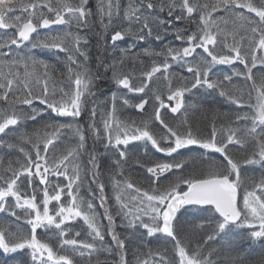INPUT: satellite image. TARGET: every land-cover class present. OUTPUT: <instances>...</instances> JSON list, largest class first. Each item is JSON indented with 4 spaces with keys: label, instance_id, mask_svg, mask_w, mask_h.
<instances>
[{
    "label": "snow or ice",
    "instance_id": "6c2138e0",
    "mask_svg": "<svg viewBox=\"0 0 264 264\" xmlns=\"http://www.w3.org/2000/svg\"><path fill=\"white\" fill-rule=\"evenodd\" d=\"M97 23L107 53V60L98 57V68L110 72L116 86L102 103L95 84L101 74L90 71L89 40L81 34ZM181 23L185 27L177 26ZM53 25L63 27L53 31ZM40 29L49 31L41 35ZM0 30V148L18 151L23 161H10L0 171V214L28 226L22 230L11 221L0 222V250H26L31 264H100L102 256L107 264L114 256L105 244L108 236L118 250L112 264H129L128 245L134 239L146 247L152 238L164 237L171 249H135L134 264H214L211 256L220 253L213 249L206 254L204 246L225 240L232 250L226 238L233 228L248 229L253 242L264 241V0H98L95 10L90 0H0ZM169 36L179 45L165 43ZM126 37L133 43L118 48L117 42ZM152 40L161 44L159 50L151 46ZM145 44L141 53L133 52ZM36 49L64 53L66 72L34 55ZM142 56L151 60L150 68ZM137 60L142 66L138 77ZM237 64L242 69L213 76L217 66ZM174 67L187 75H177ZM157 74H162L164 90ZM202 90L217 93L236 108L232 118L229 113L217 115L210 132L194 129L189 118L198 105L188 97ZM129 94H136L138 102ZM126 107L140 113L138 122L118 112ZM45 111L73 121L46 122L42 134L29 133L27 123L43 119ZM84 114L89 123L82 127L78 121ZM217 120L227 123L218 129ZM10 132L16 133L15 139L5 141ZM68 133L72 146L53 154ZM89 133L94 145L112 154L108 167L114 207L105 194L99 149L87 148ZM148 144L169 159L146 155L147 162L134 160L148 174L145 189L132 182L126 168L141 145ZM191 146L205 150L199 169L190 170L181 157L180 150ZM83 152L88 160L82 169L77 160ZM208 152L222 160H207ZM250 167L262 169L259 178L247 174ZM86 182L98 189L96 194L89 187L90 199L80 195ZM93 199L99 200L107 225L100 223ZM189 209L208 212L204 221L211 226L203 244L197 241L191 250L189 228L180 219ZM77 220L90 240L77 239L81 231L72 235ZM192 224L195 229L196 222ZM53 228L47 239L38 238L39 229L47 234ZM199 228L204 230L203 223ZM222 264L249 261L230 251ZM251 264H264V250Z\"/></svg>",
    "mask_w": 264,
    "mask_h": 264
},
{
    "label": "rangeland",
    "instance_id": "374dc122",
    "mask_svg": "<svg viewBox=\"0 0 264 264\" xmlns=\"http://www.w3.org/2000/svg\"><path fill=\"white\" fill-rule=\"evenodd\" d=\"M98 3V0H96V5ZM55 27H58L56 25H53L52 26V30L55 29ZM60 29L62 26H59ZM178 27H180V25H178ZM183 28V27H181ZM94 29V30H93ZM93 29H86V30H83V32L81 33L82 35H86L88 37V40H89V43L88 45L86 46L87 47V50L89 51V48H95V50H92V56H93V60L95 63H92V66H97V69L100 71V74H101V78H102V84L100 83L102 89L99 87L98 89V92H97V97H98V100L99 98H102L103 97H107L109 96L108 93H106V87L109 88V90H111L112 92L113 91H116V86L114 85V83L112 82L111 80V73H104L103 71V68H98V64H99V61H98V57H102V58H105L107 60V53L104 51V40H101L99 39V30H100V25L96 24V26L93 28ZM42 30H46V31H49L48 29H40L39 31H42ZM4 30H2L3 32ZM14 30L13 29H9L8 32H13ZM73 31L75 32L76 29H73ZM35 35V34H34ZM106 40L110 41V36L106 37L105 38ZM172 43H175L177 45H179L180 42H175L174 39L172 41ZM131 43L127 40V38H125L123 41H119L117 42V46L118 48H127ZM152 41H151V46L152 45ZM158 44V43H157ZM159 45V44H158ZM148 46L147 44L145 45H142V46H137L133 49V52L134 53H141V48L142 47H146ZM153 47L157 48V50H159L161 47L159 45V47H157L156 45H154ZM199 51V50H198ZM56 53V52H55ZM89 53V52H88ZM62 54V53H61ZM142 59L144 60V66L146 67H149L151 66V60L148 58V57H143L142 56ZM89 63V61L87 62V64ZM91 65V64H90ZM89 67V65H88ZM129 67H131V61H129ZM142 66L140 64V61L137 60L136 62V69H140ZM242 65H234V66H225V65H219L217 66L215 69H214V73H213V76L216 77V76H219V77H222L223 74L225 72H231L232 70H240L242 69ZM63 70H66L63 68ZM254 72H256V69L253 70ZM174 72L178 75H187V73H184L181 69H179L178 67H174ZM110 75V76H109ZM139 76V74H137V77ZM158 77H160V81L159 83L164 84L165 88H166V84L165 82L163 83V77H162V74H157ZM103 77L106 79L105 81L103 80ZM101 81V79H100ZM234 82L237 83V84H240L242 85L243 84V81L240 80V78H234ZM65 88L68 87V85L65 83L63 84ZM74 87V86H73ZM105 87V88H104ZM105 89V90H104ZM123 91H126V90H123ZM217 93L213 92V93H208L206 91H201L200 94H198L196 97H192V99L195 101L194 98H196L198 101H205L206 102H209L211 101L215 95ZM129 97L133 100V103L135 102H138V99L136 97V94H129ZM110 99V97H109ZM108 99V100H109ZM166 100V97L164 98ZM216 101V99H215ZM219 102V112H221L222 114L224 113H227L229 110H233L230 114V116H232L234 114V112L236 111V108H235V105H232L230 104L227 100H225L224 98H221L220 96L218 97V100ZM99 102V101H98ZM196 102V101H195ZM224 102V103H223ZM101 103V102H100ZM118 104L121 103L120 101L117 102ZM35 106L37 108H44L45 106L43 105H40L38 102H35ZM146 110L148 112H151L152 111V108H151V105H148L146 106ZM123 113H124V117L125 119H131V117L127 118L128 116H132V112L136 114L135 118L137 119V122L139 121L140 119V113H137L136 110L133 108V107H126V108H123ZM167 116H171L172 114L170 112H168L166 109L163 110ZM85 117H83L84 120H87V123H89V116L87 114H84ZM44 116H46V118L48 119L47 121L46 120H43L45 123L46 122H49V123H69V122H72L73 121V118L72 117H55V118H52L50 115H49V112L48 111H45L44 112ZM229 116V118H231ZM189 118L191 120V122L193 123L194 122V119L191 118V115L189 113ZM45 119V118H44ZM83 120V121H84ZM29 123H31V121H29ZM157 127H159L157 125ZM206 129H209L207 127H204L203 130L205 131ZM21 130H24L23 126H22V129ZM26 130L31 133V132H34L36 131V124H33V125H30L27 123V126H26ZM41 131V134L43 133V130H40ZM210 132V130L208 131ZM14 135L16 134H13V132H10L9 133V136L7 137H3V139L5 141H13L15 139ZM58 143V147L55 149V152L53 154H56V155H59V153L62 151V150H65L67 147L69 146H72V138H71V133H68L67 135H64L60 138V141L57 142ZM137 143H141V142H137ZM94 146L93 144V139L91 136H89L88 138V141H87V148L89 151H91ZM26 148H30V145H25ZM42 147V146H41ZM6 147L4 148H0V156L2 154L1 151H6L7 153H3L5 155L4 158H1L0 159V171H2L3 168H6L9 164V162L11 161L13 164L16 163L17 159L20 158L21 159V162L22 161V156L21 154L16 151V150H9L7 149ZM205 150L203 149H199L195 146H191L189 148H186V149H182L180 150V153H181V157L183 158H187L188 157V163H192L193 164V158L194 157H198L199 158V161L201 162L202 161V157H201V153H203ZM105 153V152H104ZM107 154V153H105ZM151 154H153L154 156H156L158 159H169V158H166L164 157L162 154L160 153H155V150L151 148V145L148 144L147 147H143V145H141V148L140 150L136 153V156L135 158H145L144 161L147 162V159H146V155L147 156H150ZM33 155H34V152H33ZM9 156H11L12 158H8ZM109 156L111 157L112 154L109 153ZM222 160V157L219 156L218 153H212V152H208L207 153V160ZM88 160V153L87 152H83L81 153V156L80 158L77 160V163H79L83 169V167L86 165V162ZM101 160V159H100ZM6 161V162H5ZM102 162V161H101ZM112 161H109L108 163H111ZM204 163H207V161H203ZM196 164V163H194ZM101 168H102V163H101ZM249 169H251L252 171H257L258 173H261L262 169H260L259 167H250ZM103 173V181L106 185V192L105 194L109 197V204L112 205L113 207L115 206V201L113 199L114 197V191H113V187H112V183L110 181V179L108 178V175L105 172H103V169L101 171ZM82 174H83V171H82ZM147 174V172H146ZM148 175V174H147ZM119 178V177H118ZM52 180H55L56 178L55 177H52L51 178ZM62 181H63V178L61 177L60 178ZM88 180H91V177L89 176ZM38 183V181H37ZM64 183H67L66 181H64ZM41 188L43 186H40ZM89 187L92 189V191L96 194H98V189H97V186L95 184H91L89 185L87 182L84 184V186L82 187L81 189V192H80V195L82 197H84L85 199H90L91 197H89ZM145 189H147V187H144ZM38 195L40 196V198L42 199V193L38 192ZM62 199L67 202L69 200V197H67L66 195L62 197ZM92 202L95 204L96 206V211L98 213V219L100 221L101 224L103 225H107L108 224V221L105 220L103 218V215H104V212H103V209L100 208V205H99V200L98 199H93ZM55 204V201L52 202V205H50V208ZM18 212H21L22 214V210H19L17 209ZM210 215V214H209ZM8 219H12L11 222H12V226H14V224H17L14 223V220L12 217H9L7 216L6 214H0V220H3L5 223H7ZM117 221L119 222V218H117ZM1 222V221H0ZM18 224H22L25 228L27 227L28 229V226L26 224H24L23 222L21 223H18ZM17 227V226H16ZM16 227H13V228H16ZM22 230H27L21 226H19ZM72 229H73V232H72V235H74V232L75 231H81L82 232V235L80 237H78L77 239H82V240H90V237L87 235V231L85 229V227L83 226V222L82 221H74L72 223ZM117 231H122L120 230L119 228L117 229ZM143 231V230H141ZM248 229H236V228H233L232 231L228 234V237L230 238H234L236 236H238L240 233H243L244 235L248 233ZM52 232H55V229H51L49 230V232L46 234L45 233V230L44 229H39L38 230V238L40 239H47L48 238V235H51ZM227 237V238H228ZM107 239V240H106ZM106 239H105V244L106 246H109V247H112L113 250L115 248V245L112 244L111 242V238L106 236ZM138 239H134L131 243L134 244L135 246V242L134 241H137ZM264 242V241H263ZM130 243V244H131ZM142 247H145L144 245H142ZM145 249V248H143ZM77 260H79L80 258L77 257L76 258ZM104 259V257L102 258ZM117 259V258H115ZM118 260V259H117ZM17 262L21 263V264H31V260H30V257L27 253V251H18L16 253H4L2 250H0V264H18Z\"/></svg>",
    "mask_w": 264,
    "mask_h": 264
},
{
    "label": "trees",
    "instance_id": "16d2710c",
    "mask_svg": "<svg viewBox=\"0 0 264 264\" xmlns=\"http://www.w3.org/2000/svg\"><path fill=\"white\" fill-rule=\"evenodd\" d=\"M126 2V0H125ZM90 5L91 8L93 10H95L96 8V0H90ZM99 23H97L98 25ZM180 25V27H185L184 24H178ZM177 25V26H178ZM63 27V26H62ZM93 29V28H90ZM60 27H55V29L53 31H59ZM94 30V29H93ZM0 32H2V30H0ZM48 31H40L41 35H43L44 33H47ZM88 38V37H87ZM127 38V37H126ZM127 40L132 44V40L130 38H127ZM173 41V37L169 36L168 39L165 41V43L167 42H172ZM177 42V41H175ZM152 45H156L157 47H159V45L161 46V44H159L158 42H156L155 40H152ZM159 45H158V44ZM178 44V43H177ZM124 48V47H123ZM160 48V47H159ZM92 50H95V48H89V69L93 74H96L97 72L100 73V71L97 69V66H92V63H95L93 60V56L92 54ZM139 53V52H138ZM34 55H36L38 58L44 59L46 61H48L49 63L53 64L54 66H56L58 69L63 70L66 69L65 66V60L64 58V53H55V51H49V50H43V49H36L34 50ZM82 59V58H81ZM91 64V65H90ZM66 72V70H64ZM139 74V69H136V75ZM178 75V74H177ZM183 75V74H181ZM110 76V75H109ZM62 78L57 76V81L59 82ZM101 79V81H100ZM99 80H97L95 82L96 84V91L98 92L99 87L102 89L100 83L102 82V78H100ZM103 80L105 81L106 79L103 77ZM164 83V82H163ZM102 84V83H101ZM161 84V83H160ZM51 86V85H50ZM59 86H64V85H60L59 83L57 84V87ZM105 88V87H104ZM165 86L164 84H162V90H164ZM106 89V93L109 94V96H107L106 98L103 97L99 98V102H103L105 100H108L109 97L111 96L112 91L109 90L108 87L105 88ZM104 89V90H105ZM166 97V96H165ZM164 97V98H165ZM219 95L216 94L215 97L209 101L206 102L201 100L198 101L196 98L195 101L198 105V107L194 110H190V115L191 118L194 119V122L192 123V126L194 129H203L204 127H207L209 129H206L205 131L208 132L209 130L211 131V127H212V121L216 118L217 115L222 116L223 114L221 112H219V102L218 100ZM189 100H193L192 97H188ZM216 99V101H215ZM224 103V102H223ZM44 109V108H41ZM233 111V110H232ZM231 110H229L227 113L231 114L233 113ZM118 112L124 117V111L123 109H118ZM136 114L132 112V116H128L127 118L131 117V119L133 120H137L135 118ZM230 116V115H229ZM83 117H85V115H82V117L79 119L78 123L84 127L86 126L87 120H84ZM231 118L233 117L230 116ZM45 118V119H44ZM43 120H48L46 118V116L43 117V119L39 120L38 122H32L28 124L33 125L36 124V130H43V127L45 125V122ZM84 120V121H83ZM227 123L226 120L221 121V120H217V128L219 129L220 123ZM16 134V133H13ZM16 135H14L15 137ZM89 136H91V134L89 133ZM98 148L99 152H100V159L102 161V168L101 171L103 169V172L106 171L108 178L110 179V174H109V161H111V157L109 156V153L105 154L104 153V149L99 147V145H94L92 148ZM7 150V149H6ZM2 154L0 156L1 158H4L5 155L3 153H7L5 150L1 151ZM150 156H154L153 154H151ZM155 158H157L156 156H154ZM8 158H12L11 156H9ZM184 158V157H183ZM136 158L133 157V161H130L129 166L126 168V171L128 172L129 178L132 180L133 183L137 184L138 186L144 188V187H148V180L146 179V177L148 176L146 174V169L145 168H141L137 165H135L134 160ZM188 160V157L186 158ZM6 162V161H5ZM146 162V161H144ZM196 163V164H194ZM201 163L199 161L198 157H194L193 158V164L192 163H188L187 167L192 170V169H199L201 167ZM206 164V163H205ZM247 174L251 175V176H255L257 178L260 177L261 173H258L257 171H252L251 169L247 170ZM118 178V177H117ZM119 179V178H118ZM209 216V213L206 211H201V212H196L193 209H189L187 211H182V213L180 214V219L181 221L185 222L187 227L189 228V239H190V244H189V249L191 250L192 247L195 246L196 242L199 241L201 244H203V240L204 238L211 232V226H209L205 221L204 218ZM13 218V217H12ZM14 219V218H13ZM12 219H8L7 221H11ZM1 222H4L3 220H0ZM195 221L196 222V227L195 229H193V224L192 222ZM14 226L12 227H16V226H21L23 228H25L22 224H18L21 223L22 221H15L14 220ZM117 223H119L117 221ZM203 223L204 226V230L201 231L199 228V225ZM27 229V227L25 228ZM78 231V230H77ZM195 231V235H192V232ZM228 237V236H227ZM167 238L164 237H160V238H152L151 239V243L148 244L146 247H142L141 244H139V241H134L135 242V246L133 243L128 245L129 251H128V255H127V259L129 261V264H134V257H133V250L138 249L144 252H147L149 248L151 249H157V247H159L161 250L164 249V247H167L168 249H171V244H165V240ZM228 241H230L234 247L232 250H229L228 247L225 244V240H216V241H209L207 245L204 246V251L207 254L208 252H212L213 249L216 250L217 253H220L219 255L213 253V255L211 256V259L214 261V264H222V261L225 259L226 256L229 255V252L231 251L232 255H236L239 254L241 256H246L248 258L249 264H251L252 261H254L262 252V250H264V242L263 241H257V242H253L252 240H250L248 238V236L243 233H240L238 236L234 237V238H226ZM107 240V239H106ZM221 245H225V247L222 249ZM112 248V247H111ZM145 248V249H143ZM115 251H118L114 248V256L108 259L107 264H112V260L117 258L118 256H115ZM103 256L100 259V264H105V260L102 259ZM18 264H21L19 262H17Z\"/></svg>",
    "mask_w": 264,
    "mask_h": 264
}]
</instances>
